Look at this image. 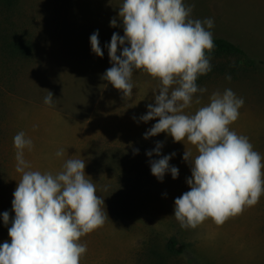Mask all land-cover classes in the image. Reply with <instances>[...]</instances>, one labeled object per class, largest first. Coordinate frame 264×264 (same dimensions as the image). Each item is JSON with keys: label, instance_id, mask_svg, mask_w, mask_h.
Segmentation results:
<instances>
[{"label": "rangeland", "instance_id": "obj_1", "mask_svg": "<svg viewBox=\"0 0 264 264\" xmlns=\"http://www.w3.org/2000/svg\"><path fill=\"white\" fill-rule=\"evenodd\" d=\"M122 3L0 0V245L10 243L13 193L22 176L16 172L13 138L24 132L33 143L31 151L24 150L31 165L26 170L55 174L68 158L85 159L86 178L104 199L109 219L79 241L87 246L80 264H264V195L222 225L209 218L195 228L182 227L173 216L175 199L189 191L185 148L193 160L198 152L167 133L144 138L158 121L139 118L155 103L159 80L134 70L133 95L123 98L102 78L112 67L106 46L113 33L124 35L118 18ZM184 3L194 5L190 19L214 21L211 29L205 25L213 39L231 43L254 62L239 56L209 59L211 71L197 80L207 91L195 94L185 112L195 114L213 93L231 89L244 100L231 130L246 136L264 157V0ZM113 18L118 27L111 26ZM96 31L102 57L91 49ZM47 91L53 94L51 106L44 102ZM158 142L161 156L175 153L169 161L179 170L175 180L170 172L162 182L151 174L150 160L160 157L146 153ZM61 149L65 154L58 157Z\"/></svg>", "mask_w": 264, "mask_h": 264}, {"label": "clouds", "instance_id": "obj_2", "mask_svg": "<svg viewBox=\"0 0 264 264\" xmlns=\"http://www.w3.org/2000/svg\"><path fill=\"white\" fill-rule=\"evenodd\" d=\"M193 7L186 6L184 0H123L118 18L124 35L113 33L106 46L112 67L102 77L123 98L133 95L134 70L159 80L161 86L153 94L155 103L148 104L147 113L139 120L158 121L144 134L145 139L167 133L174 142L186 140L197 149L193 160L192 152L185 148L183 160L191 168L189 191L174 201L173 216L182 227L191 228L209 218L222 225L258 204L264 195V157L246 136L230 127L238 120L244 100L225 89L213 93L210 103L195 114L185 112L192 107L195 94L207 91L198 87L197 80L211 71L206 53L215 48L207 30L214 27V21L190 19ZM110 24L119 26L117 18ZM98 36L99 32H94L90 44L92 52L102 57ZM47 92L44 102L51 106L53 94ZM195 103L200 104V99ZM13 143L16 172L22 176L13 193L10 243L0 245V264H80L87 246L79 241L109 219L102 210L104 199L86 178L85 159L68 158L55 174L26 170L31 165L24 150L31 151L32 140L19 132ZM162 147L158 142L146 153L160 157L150 160L151 174L162 182L170 172L175 180L179 170L169 164L175 153L161 156ZM64 154L63 149L56 153L58 157ZM9 220V213L4 212V224Z\"/></svg>", "mask_w": 264, "mask_h": 264}, {"label": "trees", "instance_id": "obj_3", "mask_svg": "<svg viewBox=\"0 0 264 264\" xmlns=\"http://www.w3.org/2000/svg\"><path fill=\"white\" fill-rule=\"evenodd\" d=\"M215 48L209 52L206 53L208 59L220 57V56H239L249 61V59L245 56L242 50L237 48L236 46L232 45L231 43L222 40V39H213ZM251 66L254 65V62L250 61L247 62Z\"/></svg>", "mask_w": 264, "mask_h": 264}]
</instances>
